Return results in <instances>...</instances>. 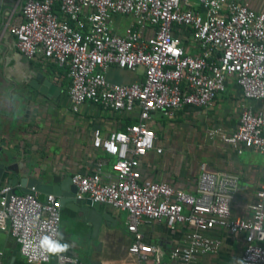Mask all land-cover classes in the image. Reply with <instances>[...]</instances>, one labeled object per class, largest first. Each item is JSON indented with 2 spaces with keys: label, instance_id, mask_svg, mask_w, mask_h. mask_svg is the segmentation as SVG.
Listing matches in <instances>:
<instances>
[{
  "label": "built area",
  "instance_id": "2783aa9c",
  "mask_svg": "<svg viewBox=\"0 0 264 264\" xmlns=\"http://www.w3.org/2000/svg\"><path fill=\"white\" fill-rule=\"evenodd\" d=\"M21 12L23 19L7 27L16 49L66 68L73 112L90 103L136 113L121 129L92 130V146L113 157V172H104L100 159L95 170L70 175L76 198L125 212L133 236L128 264H168L139 229L154 221L182 230L169 250L173 264L217 253L222 238L211 233L216 228L243 234L242 264H264V10L252 0H25ZM111 66L141 68L143 79L111 81ZM231 79L242 97L259 104L240 107L232 131L215 126L207 135L237 153L253 149L263 158L262 181L245 216L232 212L235 174L202 164L191 189L141 170L144 156L162 152L150 125L153 116L172 118L185 107L213 106ZM11 189L0 185V230L10 233L27 263H47L53 254L39 241L47 235L60 242V199L53 193L40 199L33 188L19 194ZM56 255L60 263L69 260Z\"/></svg>",
  "mask_w": 264,
  "mask_h": 264
},
{
  "label": "crops",
  "instance_id": "0c3cea01",
  "mask_svg": "<svg viewBox=\"0 0 264 264\" xmlns=\"http://www.w3.org/2000/svg\"><path fill=\"white\" fill-rule=\"evenodd\" d=\"M24 1L0 0V163L12 167L11 170L5 169L0 185L5 184V178L10 174L16 178L24 174L49 184L75 172L95 170L100 159L104 160L102 170L113 172V157L92 146V130L100 128L105 133L121 129L136 120V113L111 112L90 103L73 112L67 95L66 68L41 59H28L15 47L7 27L23 19L21 6ZM252 3L253 6V0ZM107 77L114 82L130 83L142 80L143 72L141 68L128 71L111 66ZM228 86L229 89L226 88L213 106L185 107L172 118L191 115L202 120V141L210 142L206 161L201 164L238 177L232 212L245 216L249 214V204L262 181L263 158L253 149L237 153L218 136L209 137L207 129L219 126L232 131L238 124L239 107L257 106L259 102L242 97L232 79ZM165 119L168 117L156 113L150 121L162 152H149L142 158V173L151 179L167 180L179 187L192 189L197 177L190 182L189 177L181 176L184 173L174 166L177 159L175 149L158 143L174 141L165 134V138L160 139L156 130L155 125ZM200 134V130L188 132V136H194L196 140L200 139ZM37 195L40 199L45 196L44 193ZM94 211L92 219L96 217L97 223L87 217L84 219L81 211L61 207L60 243H67L69 248L59 254L67 256L68 261L60 263L57 255L53 254L47 263H27L20 256L18 245L10 233L0 230L4 233L0 239L2 260L5 264H128L127 247L133 236L125 227V212L100 203ZM139 229L143 240L159 246L162 259L173 264L169 250L176 240L181 239L182 230L170 231L164 221L142 224ZM211 233L222 238L221 249L217 253L198 256L191 264H242L243 234H231L223 228H216Z\"/></svg>",
  "mask_w": 264,
  "mask_h": 264
},
{
  "label": "rangeland",
  "instance_id": "374dc122",
  "mask_svg": "<svg viewBox=\"0 0 264 264\" xmlns=\"http://www.w3.org/2000/svg\"><path fill=\"white\" fill-rule=\"evenodd\" d=\"M254 7L264 10V0H253ZM253 4V3H252ZM230 86V85H229ZM229 86L227 89H229ZM226 89V90H227ZM238 108V107H237ZM240 108V107H239ZM235 109V107H233ZM237 110V109H236ZM235 110H233L234 112ZM200 118H195L191 115H179L175 118H168L155 125L160 139L164 137H171L174 141H158L159 144L169 145L170 148L175 149L177 159L175 162L176 168L181 170L183 177H189L190 182L195 181L201 168V163L206 161V149L210 141H202L204 135V127L201 124ZM200 130V139L196 140L194 136L189 135L188 132ZM174 131V132H173ZM180 133V134H179ZM172 135H175L174 137ZM165 138V137H164ZM171 150V149H170ZM176 173V172H175ZM176 178L179 175L173 174Z\"/></svg>",
  "mask_w": 264,
  "mask_h": 264
},
{
  "label": "water",
  "instance_id": "95a60500",
  "mask_svg": "<svg viewBox=\"0 0 264 264\" xmlns=\"http://www.w3.org/2000/svg\"><path fill=\"white\" fill-rule=\"evenodd\" d=\"M6 168L10 170L12 169L11 165L0 163V181ZM5 179V184H8L12 187L11 191L13 193L19 194L29 192L32 190V188L37 193H53L59 197L62 206L71 208L74 211H81L84 219L87 217L94 223L98 222L96 217L92 219L93 215L95 214L94 210L98 207V203L91 202L89 199L76 198V187L71 183L70 175L62 180H55L49 184H44L41 182V180L34 177H28L24 174L18 176L17 178L15 175L10 174ZM3 235L4 233L0 232V239L3 237Z\"/></svg>",
  "mask_w": 264,
  "mask_h": 264
},
{
  "label": "clouds",
  "instance_id": "9594fccd",
  "mask_svg": "<svg viewBox=\"0 0 264 264\" xmlns=\"http://www.w3.org/2000/svg\"><path fill=\"white\" fill-rule=\"evenodd\" d=\"M39 246L44 251L50 254H58L68 250L69 245L67 243L61 244L57 240H53L50 236H44L39 241Z\"/></svg>",
  "mask_w": 264,
  "mask_h": 264
},
{
  "label": "trees",
  "instance_id": "16d2710c",
  "mask_svg": "<svg viewBox=\"0 0 264 264\" xmlns=\"http://www.w3.org/2000/svg\"><path fill=\"white\" fill-rule=\"evenodd\" d=\"M157 114H160V113H157ZM162 114V113H161Z\"/></svg>",
  "mask_w": 264,
  "mask_h": 264
}]
</instances>
